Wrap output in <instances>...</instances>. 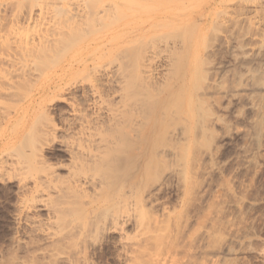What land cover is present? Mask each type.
<instances>
[{"label":"rangeland","instance_id":"obj_1","mask_svg":"<svg viewBox=\"0 0 264 264\" xmlns=\"http://www.w3.org/2000/svg\"><path fill=\"white\" fill-rule=\"evenodd\" d=\"M72 1L66 4L62 0L59 2H53L52 0L50 2L49 0H0V137L12 136L14 139L25 126L34 125V127H37L34 130L36 134L31 137L34 140L27 135L25 136L33 143V146L35 144L33 141L37 143L35 147H38L39 144H48L49 149L45 147V155L48 160L50 159L49 163L47 162L48 165L59 163L63 166L56 165L58 168H55V170H58L57 175L59 177H54L57 180L50 178L53 180L50 181L46 174V176L43 175L46 171L42 172L43 174L38 173V175H41V179H39L40 176L37 177V173L36 176L34 175L33 171L37 168L40 169L35 172L41 171V169L44 171V167H39L40 165H35L36 169L31 170L32 174L29 171V174L32 175L29 176L28 171H26V174L25 171H16L11 166L9 169V159H7V163H2L5 164L2 165L3 167L0 164V264H66L67 261L59 263L62 261L63 255H60V257L62 256V259H60L59 255L57 256L58 251L63 253L76 252L73 264H264V62L260 60L261 56L257 58L259 60L254 56L257 54L255 47L258 48L264 45L254 46L253 50L249 51V54L255 58L249 64L236 62L233 53L231 55V52L223 46L217 48L214 53L204 54L201 57L203 62L200 65L201 70L195 74H186L184 87L187 98L185 102L187 103H184V125L187 129V137L184 141V156L179 161L172 156L162 158L158 162V168L155 167V169L149 170L145 158L150 153H145L123 167L120 180H124V183H118L114 188L117 190L122 186V190H127V182L137 184L134 192H136L138 198L129 199L130 208L127 210L128 212H123L126 220L123 223V230H121L122 245L120 244V252L122 256L120 258L115 256L117 253L115 248L116 235L119 233H111L110 236H102L100 239L89 237L85 241H77V238H67L63 243L55 241L54 237L60 236V228L64 227L63 224L68 218L62 215L61 205L59 207L55 204L57 207H52L54 204H50L51 200L48 192L51 196L56 191L54 189L57 188L58 190L64 186L63 181L66 174L64 165L69 163V158L63 152L60 153L59 150H56L59 149L60 141L66 136V133L69 134L71 131L74 134L78 129L79 124L76 125L77 121L75 122V120H77L76 117L80 112L77 113L76 109L82 105L78 101L77 93L79 92L77 90V92H74L73 89V91L68 90L71 85L67 82L61 83V79L53 86L47 76L54 74L52 70L65 59V55L68 53L67 49L72 50L79 47L84 41L94 37L101 31L107 33L110 30L107 33L110 34L113 29L120 27L124 32H122L124 34L122 43L118 41L113 43L108 39L113 46H107L106 52L102 53V56L99 55V64H105V66H100L103 67L102 69L106 67L110 72L116 71L119 62L114 57L116 56L115 52L118 54L120 47H123L120 51L124 50L125 53H141L142 49L138 47L141 50L139 51L137 46L152 36V34L140 32L138 29L139 21L143 17L148 18L151 15V18H148L150 22L153 19L156 20L152 17L155 13L154 16L162 14L160 11L151 14V10L149 11L147 8L148 6L141 5V3H137L139 4L138 7L132 6L134 5L132 2L130 4L124 2L125 9L123 6L121 7L123 13L120 10L114 11L111 9L112 11L110 10L107 13L113 12V16L105 15L109 18L112 16L113 19L107 17L109 19L107 20L103 16L98 22L93 21L94 25L92 23L91 27L89 26L90 28L87 25H81L82 28H88L87 32L84 31L86 35L80 33V28H78L71 33L73 35H64L68 39L66 41L64 36L59 38L60 36H55L56 32L51 31L58 30L59 32L60 27L63 26L64 16L68 17L69 14H74L75 10L86 11L89 9L87 11L90 12L94 9L93 6L87 8L86 4H84L86 7L83 4V7H81L79 5L81 2ZM52 2L53 4L57 3L58 7L52 6ZM193 5L195 6V3L190 5L189 8ZM59 7L62 8L61 11ZM29 8L35 14L39 12L35 17L36 20L24 19L25 14L29 12ZM145 8L148 13L145 12ZM57 12L60 15L63 14L62 17ZM115 12L117 13L115 14ZM53 13V18L59 17L53 19ZM22 15L24 16L22 17ZM122 16H124V19ZM232 16L233 14L225 18V26L229 22L233 23L234 16ZM156 17L158 18V16ZM103 18L105 21H103ZM139 18L141 19L138 21ZM59 19H62V22ZM90 23L88 22V24ZM230 23L228 27L224 26L225 30L221 25L222 31L221 29L217 30L220 31L219 34L216 31V34H214L215 32L212 33L209 42L219 44L221 36L225 34V31H228L227 28L230 29ZM100 24L102 28L99 29ZM30 27H33L32 30ZM63 28L65 27L63 26ZM47 29L49 36L46 35L47 31L45 30ZM41 34L50 41L63 39L71 46L66 42L56 41L55 43L58 44L57 49L61 44H64L60 49L62 48L61 51L64 49L63 52L66 51V53L61 52L59 49L56 52L48 49L47 52H44L45 55L50 52L47 56H51V59L49 57L47 60L45 59L47 56L42 60L44 54H42L43 56L40 54V56L39 52L41 51L36 52L34 50L36 52L34 54L41 57L39 60L35 59L41 62L38 64L33 62L35 61L34 55L28 57L29 54L27 53L31 52V55L33 54L31 44L36 43L37 40L39 41V38L42 37ZM72 36L73 40H71ZM212 38L214 41H211ZM22 39L23 41H21ZM152 40L150 42L146 41L148 49L143 47L146 45L142 46V48L148 50L147 53L144 52L147 56L141 57L145 60V66L148 64L146 68L158 58L155 54L158 50L155 49V45L151 44H157L159 41ZM135 41L138 42L136 46ZM67 44L70 47H67ZM158 44L161 46L163 42L160 41ZM127 45H134V47L129 46L127 48ZM150 45L152 48L149 47ZM126 48L134 52H126ZM57 49L54 48V50ZM22 50H26V52ZM154 50L157 51L154 52ZM237 50L239 54L241 49L238 48ZM14 52H20L21 55H19L20 53L16 54L18 56L15 59ZM259 52L264 53V50L260 48ZM55 53H57V57ZM58 54L62 57H59ZM132 54L129 56L131 57ZM235 54L237 53L235 52ZM134 55L131 58L132 61ZM153 56L155 60L151 63L150 60L154 59ZM112 57L115 62L117 61V66L113 60V62H109L110 59H113ZM148 57H150V65L148 59L146 60ZM138 58L141 59L140 56ZM6 59H12L13 62L10 61L13 64ZM56 60H59V62ZM4 61L6 62L4 63ZM46 62L48 65L45 64ZM51 62L55 64H51ZM218 65L220 70L218 69L217 73H213V68H217ZM36 66H41L37 68H40L38 72ZM95 70L97 69L95 68ZM81 77L79 76L81 79L78 86H83L85 83L84 86L86 87L90 82L91 84L92 82L93 84L97 83L95 81L97 73L94 69L89 76L92 79L94 78L93 81L85 76L89 82L84 80L81 83L83 76ZM169 81L172 82L173 80ZM163 82H165L163 85L166 86V81ZM106 85L103 86L102 84L99 87L97 83L94 86H98L99 90L101 88L106 90H104L105 96L103 97H107L108 101L114 94H112V91L110 92V88H107L110 87V84L106 83ZM164 86L163 88L167 90V86ZM92 88L96 89L97 87ZM69 91L72 94H77V97L76 94H73V96L75 101L78 98L76 103H79V106L76 103V105L74 104L73 96ZM106 92L110 96L106 95ZM101 94H103V90ZM105 99L100 100V105H105ZM46 108L47 118L51 119L49 120L56 128L55 138H50V136L43 133L42 124L46 122V115L42 112ZM63 110L65 111L63 112ZM63 115L68 116L66 118L71 123L74 121L76 124L73 123L74 126L71 125V128L68 129L64 124L66 121L62 120ZM10 120H13V127L11 126L12 129L11 127L6 129V123ZM146 125L144 127L146 130L151 127L150 123ZM72 127H75V129L73 130ZM164 127L165 125H162L160 129L164 130ZM175 127L179 128V124ZM91 129L93 130V128ZM91 129L89 131H92ZM71 133L70 135H72ZM173 135H177L176 130ZM20 138L24 137L20 134L18 141ZM24 139L27 143L26 137ZM33 146H30V149H33L31 148ZM175 146L177 148L179 144ZM57 152L60 155H56ZM143 174L149 175L147 176L149 182L146 184L142 182L146 179L143 178ZM139 194L140 196H138ZM133 200H136V204H133ZM58 204L60 203L58 202ZM48 233H52L54 236ZM84 248H87L88 260L83 258L82 251ZM56 250L58 251L55 252ZM52 258L55 263L50 260Z\"/></svg>","mask_w":264,"mask_h":264},{"label":"bare ground","instance_id":"obj_2","mask_svg":"<svg viewBox=\"0 0 264 264\" xmlns=\"http://www.w3.org/2000/svg\"><path fill=\"white\" fill-rule=\"evenodd\" d=\"M52 1L59 2L60 0L59 1L52 0ZM62 1H65L63 3L67 4V2L71 0L69 1L62 0ZM73 1L81 2V4L78 3L81 7L83 6L86 7L87 5V8L93 6L94 9L88 12L89 9H87L88 10L87 11L85 8H82L86 11L75 10L74 14L72 15L69 14L68 17L64 16L63 19L65 22L63 21L62 24L65 28H63V26L60 27V29L63 28L64 30L61 29L62 30L61 32L60 29L59 32L58 30L51 31L54 33L56 32L55 36L56 35L60 36L59 38L61 37L63 38L64 35L67 36L66 34L70 35L75 31V29L78 28H80L79 29L80 33H84L85 30L87 32L88 28L87 27L82 28L81 25H85V26L87 25L88 27L92 23H93L92 25H94L93 21L98 22V20H101L100 18H102L103 16L107 20H109L113 16L112 14L113 12L112 13H107V12H110L111 9L114 11L115 10L121 11L122 10L121 7L123 6L124 2L126 4H130L132 2V4H134V5L131 4L132 6H138V7L140 3L141 5L144 6L147 5L148 7L147 6L146 7L148 8L149 11L151 10L150 11L151 14L152 12L155 13L158 11L162 13L160 15H156L158 16V18L154 16L156 14L155 13L152 17L155 18L156 20L154 19L151 20L150 21L151 23L148 21L151 18V15L150 17H148L149 19L147 17L146 18L141 17L142 19L141 18L138 19V21L141 19L138 24V29L140 30V32H146L148 34H152V36L147 38L146 40L147 42H150L152 39L154 40L156 39V41L163 42V45L161 46L160 44H158L159 42H157L158 46L157 44L149 43L153 46L155 45V49L157 48L158 50V52L155 53L158 56L155 62H153V60H155L154 56H153L154 59L151 57L152 60L149 59L150 57L146 58V60L148 59V63L150 60L151 63L153 62L152 63L153 65L152 64L150 65L149 63L150 66L146 68L148 64L145 66L146 64L145 60L141 58L142 56L144 57L147 56L146 54H144V52L145 53L148 52L147 50L148 47L146 44L147 42L144 41L145 44L144 42H142L139 43V46H137V48L139 47L142 49L141 53H137V54L134 53L135 54L134 55L131 52H129V51H133L129 49L127 50V48H129L130 45H127L128 47L126 48V52L128 51L129 53H125L124 50L120 51V49H122L123 47L119 48L120 52L117 50L118 54L117 52H115L116 56L113 57L117 59V61L119 62L118 63L119 66L116 71L112 68L114 71L111 70L112 72H110L109 70L106 69V67H104L105 69H102L103 67L102 68L100 67L102 64H99V58H100L99 55L102 56V53L106 52V47L112 45L110 44L109 41H112L113 43L114 41H118L119 43H122L123 41L124 32L123 30H121L122 28L119 27L118 29L116 28L113 29V31L110 32V34H107L110 30H108L107 33H103L101 31L97 33L94 37L84 41L79 47L74 48L72 50L67 49L68 53L65 55V59L61 61L58 67L52 70L54 71V74H49L47 76V79L49 80L51 85L57 84L58 81L61 79H62L61 83L67 82L69 85H71L68 88V90L73 89L74 92L76 90L79 92L77 93L79 99L78 98L77 99L80 102V105H82L81 107L78 108L77 106H75L77 109L74 108L76 109L77 113L80 112V114H78L76 117L77 120H75V122L77 121V124L74 121L71 123V121L66 118L68 116L65 117L63 115L62 117L63 119L61 118L62 120L66 121L64 124L65 126H67L68 129L71 128V125L74 126L73 123H75L76 125L79 124V126L74 134H72L71 131L70 133L72 135H70V133L69 134L66 133V136L63 137V139L60 141L61 144L59 149L56 150V151L59 150L60 153L63 152L67 156V158H69V163L68 164L66 163L67 165H64L65 166L64 168L66 169L65 172L66 174L64 177L65 183L62 180L64 186H62L61 188L58 187L59 188L58 190L57 188L54 189V191L55 190L56 191L55 193L53 192L54 194H51V196L49 195L48 192V196L50 197L51 200L50 204H54V205L57 204L59 205V207L61 205L60 209L62 210V215L68 218L63 224L64 227L60 228L61 230L59 231L60 236L54 237L55 241L63 243L67 238L69 239L77 238V241H83V240L85 241V239L89 237H97V239H100V237L102 236H106V237L110 236L111 233H119L118 235H116L117 238H116L115 248L117 250V253L115 252L116 253L115 256L116 258H120L122 256V253L120 252L122 245L121 230H123V223L126 220V217H124L123 212H128L127 210L130 208L129 199L132 198L134 199L135 197H137L136 192H134V189L136 187L135 185L137 184L134 185L131 182L129 183L127 182L128 184L127 190H122V186H120V188L117 190L114 188V186L117 185L118 183L119 184L124 183V180H120V176H122L123 167L128 165L130 162H132L133 159L145 153H150L149 156L145 158L146 159L145 163L147 166H149V170L155 169V167L158 168V162L161 161L162 158L165 159L168 158L169 156H172L179 161L184 156L185 154L184 141H186V137H187V129L186 126L184 125L185 124L184 103H187L185 102L187 98L185 96V87H184L186 83V74L188 73L195 74L197 73V71L201 70L200 65L203 63L201 57L204 54L208 52L214 53L217 48H221L223 46L226 48L227 51L231 52L230 53L231 55L233 53L234 55L233 57L236 62L242 64H249L251 63V61H254L255 58L256 59L259 58V56H261L260 60L264 62V53L263 52L260 53L262 50L259 52L260 48L264 50V48H262L264 46L262 47L259 46V45H264V0H76V1L73 0ZM135 1L137 2L135 3ZM53 2L51 3L52 6H57L56 5L57 3H54L55 4L54 5ZM193 3H195V6L193 5L191 8H189L190 5H192ZM128 7H130V5H128ZM74 8L76 9V6ZM123 8L125 9L124 6ZM61 10L62 8L60 9V11ZM145 10H146L145 12L148 13L146 8ZM60 11L59 13H61ZM38 13L37 14H35V12L33 13L32 11H30L29 8V12L25 14L24 19L26 18L30 21L34 19L36 20L37 18L35 17L38 15ZM116 13L117 12H115V14ZM105 14L112 16L109 18V16H106ZM232 14L234 16V17L232 16L234 18L233 23L229 22L231 24L229 26L230 29L227 28L228 31L227 32L225 31V34L221 36L219 40L220 43L215 44L214 42L213 43L209 42L210 41L209 38L211 37L212 33L216 31L219 34L220 31L217 30L221 29L222 31V27L224 29L225 26L224 23L226 22L225 18L230 17ZM53 15L54 13L52 14V18ZM62 15L60 16L62 17ZM23 16L24 15H22V17ZM124 16H122V18ZM57 17H54L53 19ZM41 18L43 17L41 16ZM59 20L62 22V19ZM103 21H105V19ZM138 21L136 22L138 23ZM88 22L91 23L88 24ZM229 23L226 24L225 27H228ZM100 28H102V26L99 27V29ZM45 31H47L46 35H48V29ZM86 32L84 33L85 35ZM216 32L214 34H216ZM58 33L60 34L58 35ZM39 39L40 40L39 41L37 40L36 43L31 44L32 45L31 47H33L31 50L33 51L36 50V52L41 51L42 53L39 52V55L44 54V56L42 55L43 56L42 60L45 58V56H47L50 53V52L46 53L45 55L44 51L47 52L48 49L52 50L53 52L58 51V49L61 51L62 48L60 49V47L64 45L61 44V46L60 47L58 46L59 48L57 49L56 46L58 44L55 43L56 41L58 42L63 41V39L62 40L58 39L55 41L53 39L52 41H50L47 37H44L43 35ZM66 39L67 37H65L64 40ZM71 40H73V36ZM212 40L213 38L211 39V41ZM21 41H23V39ZM134 43L136 46V43L138 42L135 41ZM69 45L67 47L71 46ZM151 45L149 47H151ZM132 46L134 47V45ZM132 46L130 47L132 48ZM142 46L147 47V49L142 48ZM254 46H259L258 48L255 47V49L257 50L255 51L257 54L254 55L256 56L255 58H253V56L249 54V51H252ZM54 48L57 50H54ZM137 48L135 47V49ZM238 48L241 49V51L239 52L240 56H238L239 55L237 50ZM26 50L25 51L22 50V51L26 52ZM63 51L64 49L61 52ZM156 51L154 50V52ZM36 52L34 51L32 55L31 52L30 53L28 52L27 53L29 54L28 57L31 56L33 57L34 55V60L35 59L39 60V58L41 57H39L37 54H34ZM135 52L137 51L135 50ZM235 52L237 54H235ZM19 53H15V55ZM63 53H66V51ZM130 54H132L131 57L129 56ZM19 55H21V53ZM51 55L52 57H54L53 54ZM55 55L57 57V53H55ZM61 55H59V57H62ZM133 55H134L133 57L134 60L132 61L131 58ZM17 56L18 55L15 56V59ZM136 56L137 57L140 56L141 59L139 58L137 59ZM49 57L51 59V56ZM49 57L47 56L45 59L47 60L49 59ZM114 58L110 59L109 62H111L112 60L115 62ZM6 60L10 61L8 59ZM38 60L37 61L35 60L33 62H37L39 64L40 61ZM59 60L56 61L59 62ZM117 61L115 62L116 66H117ZM5 62L6 61H4V63ZM196 62L198 65L196 64ZM53 63L51 62V64ZM45 64H47V62ZM103 65L105 66V64ZM144 66L145 68L143 69ZM38 67L36 66V69ZM95 68L97 70H95ZM197 68L199 69L197 70ZM39 69H37V72ZM93 69L97 73V77L95 81H97L98 86L102 84L103 86H105L106 83L110 84L109 85L110 87L107 88H110L111 89L110 92L112 91V94H114L113 97L111 96L112 97L111 99L109 98L110 101L109 99L107 101V97H103L105 96L104 88H101L103 90V94H101L102 90L100 89L101 90L100 92L99 90L100 86L99 87L94 86L97 83L93 84L92 82L93 86H91L92 85L91 82L90 84L88 83V85L86 84L87 86L90 85L91 87H87V86L85 87L84 86L85 83L83 86L82 85L78 86V84L80 83V79L82 78L81 76H83L81 83L82 81L84 82V80L85 82L88 81V79L90 78L89 77L90 74L93 72ZM218 69H219V65L217 68L216 67L213 68L214 70L213 73H217ZM79 76L81 78H79ZM85 76H87L88 79H86ZM91 79L92 77L90 78V80ZM169 80H173V81L171 82ZM163 81H166L167 87L163 85L165 83ZM163 86L166 87L167 90H165ZM92 87H97V88L93 89ZM148 88L151 90H149ZM70 93L72 94V92ZM73 94L75 95L76 93ZM73 94L71 96H73ZM77 94L75 95L76 97ZM105 94L110 96L109 94H107V92ZM103 98H106L104 102L106 101L107 104L106 102L105 103L103 102L106 106L105 105L103 106L102 104L100 105L101 103L100 100L102 101ZM72 99L75 104L77 99L75 98L76 99L75 101L74 96L72 97ZM97 100L99 101L96 104ZM76 104H78L79 106V103ZM64 111L65 110H63V112ZM42 113L46 115V117L44 115L46 119L45 120L46 122L44 121L45 124L41 123L43 125L42 126L43 133L46 134L47 136H50V138H55L56 128L55 125L52 124V121H50L51 119L47 118L48 115L47 108L43 109ZM147 123L148 124L150 123L151 127L149 128L147 127L148 129L146 130L144 127L147 126L146 125ZM177 124H179V128L175 127ZM12 125H13V120L8 121L6 123V127H7L6 129L10 128ZM162 125H165L164 130L160 129V126ZM75 127L74 128L72 127V129L74 130ZM35 128L37 127H34V125L31 126V124H29V126L28 125L25 126L22 130H20V132L14 139L12 136H8L6 138L0 137L1 167H3L2 165H5L2 163L5 162L7 163V159H9L8 160L9 169L11 166V168L12 169L14 168V170L16 169V171L17 170L25 171V172L28 171V174L29 171L30 174L34 172L35 176L37 173V177L40 176L39 179H41V175H38V173L40 172L42 173L46 171V173L44 174L42 173V174L43 175L46 174L49 177V180L53 181L51 180L52 178L54 179V177L57 178L59 177L57 175L58 170H55V168H58L56 167V165L57 164L60 165V164L57 163L55 165L54 163H51L50 165H48L49 163L48 161H50V159L48 160L45 155V150L46 148H48L47 146L48 144L45 143L39 144L38 147H35V144L37 143L33 141L35 144L34 146L32 145L33 143L28 139V137L31 138L33 137V135L36 134L34 131L36 130ZM91 128H93L94 131ZM90 129L92 131H89ZM144 129L146 130L145 132ZM175 130L177 133L176 136L173 135ZM20 134L24 138L26 137V140L29 141V144L28 141L27 143L24 141L25 140L24 138H20V140L18 141V137ZM25 135H27L28 137ZM31 139L34 140L33 138ZM176 144H179L177 148L175 146ZM30 146H33L31 147L33 149H30ZM159 146L160 148L158 149ZM59 152H57L56 155H60ZM35 165L37 166L40 165L39 167L41 166L44 167V171H42L41 169V171L38 170V172H35L37 169H40V168L36 169ZM60 166L63 167L62 165ZM33 168L36 170L33 171ZM31 170L33 171L32 173ZM30 174L29 176H32ZM147 176L149 175L143 174V178L144 177L146 178L144 180L147 181V182L144 180L142 181L145 184L149 182V178H147ZM44 177L42 178L45 179L46 177L45 178ZM156 179L157 178L155 177V180ZM55 185L57 184L55 183ZM138 196H140V194ZM58 202L60 204H58ZM132 202L133 204H136V200H133ZM54 205L52 207H57V205L55 206ZM51 236L54 235L52 234ZM57 251L58 250H56L55 252ZM57 253L56 254L57 256L59 255L58 257L60 259H62V256L60 257V255H63V259L60 262L58 261L59 263H62L63 261L65 262L67 261L66 264L67 263L73 264V261L76 256V252L63 253L62 251L61 252L58 251ZM87 253H88L87 248H84L82 254H83V258L86 260L89 259ZM52 256L54 258V255ZM53 258L50 260H53ZM54 259L56 260V258ZM52 262L55 263L54 260Z\"/></svg>","mask_w":264,"mask_h":264}]
</instances>
